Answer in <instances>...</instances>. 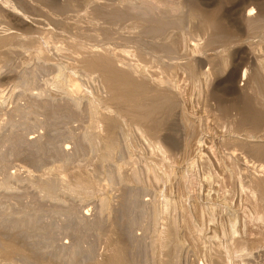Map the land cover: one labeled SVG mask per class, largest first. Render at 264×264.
<instances>
[{
  "label": "rangeland",
  "instance_id": "rangeland-1",
  "mask_svg": "<svg viewBox=\"0 0 264 264\" xmlns=\"http://www.w3.org/2000/svg\"><path fill=\"white\" fill-rule=\"evenodd\" d=\"M0 94V264H264V0H0Z\"/></svg>",
  "mask_w": 264,
  "mask_h": 264
},
{
  "label": "bare ground",
  "instance_id": "bare-ground-1",
  "mask_svg": "<svg viewBox=\"0 0 264 264\" xmlns=\"http://www.w3.org/2000/svg\"><path fill=\"white\" fill-rule=\"evenodd\" d=\"M109 71L111 72V70H109ZM109 71H108V72H109ZM110 72H109V73H110ZM109 73H108V74H109ZM116 75H117V74H116ZM172 75H173V74H172ZM112 76H113V75H112ZM117 76H119V75H117ZM110 78H111V77L109 76V79H110ZM116 78H117V77H116ZM107 79H108V77H107ZM172 79H173V78H172ZM115 80H116V79H115ZM115 80H114V79H113V80L110 79L111 82H112V81H115ZM168 80H169V79H168ZM72 81H73V80H72ZM110 81H109V82H110ZM122 81H123V80H122ZM124 81H125V80H124ZM117 82H118V81H117ZM118 83H119V82H118ZM118 83H115L114 85H113V83H112V85L115 86V85H117ZM120 83H121V82H120ZM122 83H123V82H122ZM126 83H127V82H126ZM127 84H128V83H127ZM127 84H125V87H126ZM110 85H111V84H110ZM119 87H120V86H119ZM119 87H118V88H119ZM75 88H76V87H75ZM140 89H141V88H140ZM144 89H145V87H144ZM115 90H116V89H115ZM127 90H128V89H127ZM136 91H137V90H136ZM145 91H146V90H145ZM162 92H163V91H162ZM0 95H1V94H0ZM133 95H134V94H133ZM161 96H162V95H161ZM133 97H134V96H133ZM167 97H168V96H167ZM209 142H211V141H209ZM193 144H194V143H193ZM195 145H196V144H195ZM199 145H200V144H199ZM192 147H193V146H192ZM195 147H196V146H195ZM212 150H213V149H212ZM211 152H212V151H211ZM214 153H215V152H214ZM202 154H203V153H202ZM180 158H181V157H180ZM201 158H202V157H201ZM182 160H183V159H182ZM177 162H178V161H177ZM260 167H261V166H260ZM257 170H258V169H257ZM206 174H207V173H206ZM205 178H206V177H205ZM183 184H184V183H183ZM188 192H189V191H188ZM183 211H184V210H183ZM184 212H185V211H184ZM185 219H186V218H185ZM197 242H198V241H197ZM231 245H232V244H231ZM234 246H235V245H234ZM237 246H238V245H237ZM220 250H221V249H220ZM220 250H219V251H220ZM228 250H229V248H228ZM215 251H216V250H215ZM224 251H226V250H224ZM224 251H223V252H224ZM232 251H233V250H232ZM232 251H231V252H232ZM221 252H222V251H221ZM217 256H218V255H217ZM243 257H244V256H243ZM225 258H226V257H225ZM218 259H219V258H218ZM229 260H230V259H229ZM225 262H227V260H226Z\"/></svg>",
  "mask_w": 264,
  "mask_h": 264
}]
</instances>
